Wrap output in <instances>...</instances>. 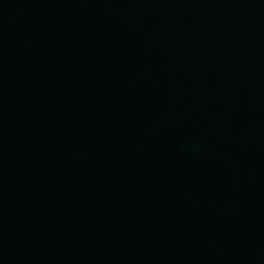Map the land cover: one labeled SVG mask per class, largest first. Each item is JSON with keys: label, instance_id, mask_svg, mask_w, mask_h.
I'll return each instance as SVG.
<instances>
[{"label": "water", "instance_id": "water-1", "mask_svg": "<svg viewBox=\"0 0 264 264\" xmlns=\"http://www.w3.org/2000/svg\"><path fill=\"white\" fill-rule=\"evenodd\" d=\"M0 264H264V0H0Z\"/></svg>", "mask_w": 264, "mask_h": 264}]
</instances>
